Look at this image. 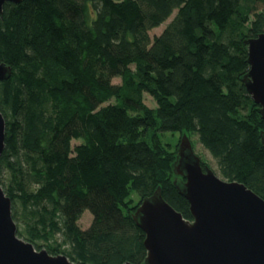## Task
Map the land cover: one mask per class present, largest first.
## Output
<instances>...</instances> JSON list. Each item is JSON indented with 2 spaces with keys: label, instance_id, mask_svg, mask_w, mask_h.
<instances>
[{
  "label": "trees",
  "instance_id": "1",
  "mask_svg": "<svg viewBox=\"0 0 264 264\" xmlns=\"http://www.w3.org/2000/svg\"><path fill=\"white\" fill-rule=\"evenodd\" d=\"M256 1L6 3L0 63L13 73L0 81V179L10 171L1 186L15 222L17 203L24 207L19 236L75 263H143L145 233L131 216L142 199L161 186L192 220L173 182L177 147L162 140L167 131L197 135L223 179L264 199V118L243 82L245 42L264 32ZM86 210L93 220L82 229Z\"/></svg>",
  "mask_w": 264,
  "mask_h": 264
},
{
  "label": "water",
  "instance_id": "2",
  "mask_svg": "<svg viewBox=\"0 0 264 264\" xmlns=\"http://www.w3.org/2000/svg\"><path fill=\"white\" fill-rule=\"evenodd\" d=\"M22 1L0 0V18L6 3ZM245 43L250 68L243 82L264 118V32ZM12 73L10 65L0 63V81ZM6 130L0 110V157L6 149ZM261 135L264 144V132ZM172 171L177 191L190 204L192 220L164 199L161 186L142 199L131 214L146 237L147 255L140 264H264V199L245 184L203 167L187 133L180 136ZM11 208L0 179V264H80L66 254L38 250L21 238Z\"/></svg>",
  "mask_w": 264,
  "mask_h": 264
},
{
  "label": "rangeland",
  "instance_id": "3",
  "mask_svg": "<svg viewBox=\"0 0 264 264\" xmlns=\"http://www.w3.org/2000/svg\"><path fill=\"white\" fill-rule=\"evenodd\" d=\"M255 7L257 8V12H264V0H257L255 3ZM177 11H175V13L172 15L171 18H169L165 23H163L161 26L156 27L151 29V31L149 32L151 35V38H153L156 35H160L162 34L163 29L170 23V21L172 20V18L176 15ZM134 67V66H133ZM113 83L114 84H121V78H114L113 79ZM144 98V102L146 103V105L150 108H155L156 107V101L153 99V97H151L148 93H144L143 95ZM109 103H106L104 105H107ZM180 133H173V132H169L167 131V133H162V140L165 143H169L173 148L176 149L179 141H180ZM191 140L193 143V147L195 149L196 154L203 159L204 161H206V163L208 164V166L210 168H212L215 173L220 177V173H219V169L217 166V162L216 160L212 157V155L209 153V151L203 146V144L200 142L199 138L197 137V135H191ZM81 143L80 140H72L71 144L73 147H75L76 145H79ZM1 179L3 180V182L5 183L6 187L9 186V184L11 183L12 179H11V173L9 170H4L2 172V177ZM28 182V181H27ZM134 199L135 202L138 200V196L134 195ZM16 211H18V216L19 219L16 220V224L18 227V231L21 230V228L25 225L24 221H23V216H24V207L22 205L21 202H18L16 205ZM93 218H92V214L89 210H86L85 213L82 215L80 221H79V225L82 229L87 228L88 226H90L91 222H92ZM40 244H43V242H39Z\"/></svg>",
  "mask_w": 264,
  "mask_h": 264
},
{
  "label": "bare ground",
  "instance_id": "4",
  "mask_svg": "<svg viewBox=\"0 0 264 264\" xmlns=\"http://www.w3.org/2000/svg\"><path fill=\"white\" fill-rule=\"evenodd\" d=\"M181 136V135H180Z\"/></svg>",
  "mask_w": 264,
  "mask_h": 264
}]
</instances>
